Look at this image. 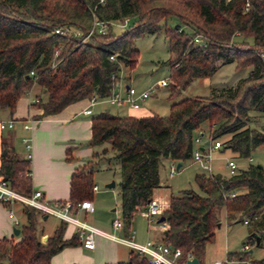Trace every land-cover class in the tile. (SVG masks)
Wrapping results in <instances>:
<instances>
[{
  "label": "trees",
  "instance_id": "obj_1",
  "mask_svg": "<svg viewBox=\"0 0 264 264\" xmlns=\"http://www.w3.org/2000/svg\"><path fill=\"white\" fill-rule=\"evenodd\" d=\"M93 12L102 20L129 16L135 22L121 34L111 26L107 32L80 42L92 25ZM171 16L178 19L174 26L167 25ZM63 25L78 29L81 36L68 38L54 32ZM161 31L171 53L162 64L171 68L169 83L180 84L170 88V100L192 80L211 77L227 63H235L236 70L251 69L234 86L213 87L207 96L172 102L168 115L135 117L109 110L93 115L91 145L109 143L112 159L120 165V207L126 233L135 213L143 210L161 187L164 161H178L182 166L193 158L195 137L206 133L203 126H209L212 139L228 135L219 149H230L239 158H249L264 146V125L258 129L249 123L251 111L264 114V0H0V110L13 112L18 100L38 85L41 92L31 106L43 110L39 118L93 95H110L121 65L134 68L137 64L135 38ZM196 34L203 35L207 46L193 41ZM57 52L60 62L52 67ZM113 54L116 59L111 60ZM3 148L0 179L20 193L31 194V159L18 157L5 142ZM93 173V164L74 170L68 200L73 205L92 198ZM195 181L201 193L187 189L170 194L163 212L168 228L161 240L193 252L201 263L224 211L227 219L240 215L243 222L248 220V239L255 243L256 233L260 237L257 245H262V165L250 163L228 176L198 172ZM23 212L27 220L21 226L22 238H0V264H51V258L63 248L81 242L77 232L69 239L64 237L68 224L64 220L43 241L37 223L44 214L29 206H24ZM244 256L250 257V251ZM253 261L264 264V258ZM107 264L149 263L131 251L128 261Z\"/></svg>",
  "mask_w": 264,
  "mask_h": 264
},
{
  "label": "rangeland",
  "instance_id": "obj_2",
  "mask_svg": "<svg viewBox=\"0 0 264 264\" xmlns=\"http://www.w3.org/2000/svg\"><path fill=\"white\" fill-rule=\"evenodd\" d=\"M134 22L135 19L132 18L126 28L116 27V33H123L127 28L131 27ZM177 23L178 19L174 16L167 19L168 26H174ZM186 27V25H183V28L186 29ZM235 40L238 41L240 38L236 37ZM247 42L252 44V39L248 38ZM134 45L139 50L137 64L134 68L122 64L118 82H120L123 87H125L126 84H129L137 89L148 87L160 79H167L169 83L171 68L169 65L162 64L163 61H166L171 57L164 31L157 34H145L144 36L135 38ZM219 63H221V61H219ZM235 67V63H227L220 67L211 77H201L192 80L188 86L182 89L181 94L173 100H170L168 96L170 88L175 84L174 81L172 83L170 82L171 84L167 83L165 86L158 87L157 85L155 86L154 92H152L148 98V106L153 112L159 115H168L170 105L174 101L192 96H207L210 94L211 86L215 85L234 86L240 78L248 76L251 69V66L241 67L237 70ZM175 85L178 88L180 87V84ZM28 96L31 97L27 94L24 95V97ZM104 107L114 114L125 115V108L121 107L120 104L97 105L93 107V110L97 111ZM250 113V125L253 128H262L264 125V114L257 111H251ZM203 129L206 133H204L202 139L205 144H208L209 126L205 125L203 126ZM227 137L228 135L221 137L220 139L221 141H224ZM19 148H21L20 145ZM95 149L99 151V154L96 157L93 166V182L94 184H97L100 191L96 196L94 194V202L97 208L100 202L98 199H100V197L104 198L103 201H101L102 208L97 209L95 213L89 214L87 219H85L83 215H78L79 218L88 221L92 225L93 221H95L98 216L102 214L104 216L105 214L108 216L113 215L118 212L120 208V165L117 161L112 159L114 153L111 150L109 143L96 146ZM211 156L213 172L220 173L224 176L230 175V169L227 166V162L232 158L237 162L238 168H246L250 163L261 164L264 167V146L256 148L251 153L250 157L253 158L251 162L249 158L237 157L230 149L213 150ZM172 162L173 161L171 160L164 161V166L161 169V179L163 182L162 186L157 189L156 193L158 195H163L164 197H169L170 194H179L181 191L187 189H192L201 193V190L195 181V175L198 172L208 173L201 163L191 158L178 168V171L174 176H170L169 170ZM177 164L178 161H176V165ZM111 181H115V186L111 188L106 187V184ZM113 207L117 208V211L112 212ZM220 219L221 225L216 229L214 241L207 243L201 264H209L215 259L224 260L227 257L228 252H238L246 243L250 244V249L252 250L249 258H264V242L261 246L257 245V241L255 243L250 242L248 239V224L242 221V216L239 215L233 219H227L226 213L223 211L220 214ZM56 221L57 218L49 216L48 228L50 229L53 227ZM155 227H158L157 224L155 222L149 224L147 219L142 216V211H138L135 214L131 224V230L133 232L135 230L137 240L140 242H145L147 238H152L154 233L153 228ZM121 235L125 236L124 233ZM101 237L105 238L103 236ZM98 239L99 237L96 236L95 245L98 244ZM117 246L120 253L123 255V258H125L129 248L123 244H117Z\"/></svg>",
  "mask_w": 264,
  "mask_h": 264
},
{
  "label": "crops",
  "instance_id": "obj_3",
  "mask_svg": "<svg viewBox=\"0 0 264 264\" xmlns=\"http://www.w3.org/2000/svg\"><path fill=\"white\" fill-rule=\"evenodd\" d=\"M186 29L191 30L189 27H186ZM157 82L151 84L150 86H153ZM127 86H129V84H126L125 87L120 84L118 92H120L122 95H125ZM219 86L221 85L211 86V89L213 87ZM148 87L142 89H146ZM40 92V87L36 85L30 90L29 93H27V95H30L31 97L22 96L18 100L13 112L8 109L0 110V125L1 122H14L13 127L1 128L0 126V166L2 164V156L5 153L3 142H5L6 145L12 149L18 157L26 158L28 151L26 150L25 144L23 143V138H30L32 143L31 181L33 190H42L45 197L49 201L64 202L68 201L70 197L71 177L74 170L79 166L87 165L90 167L91 164H93V166L95 164L94 162L97 157L95 156V153L99 151L96 150L95 146L91 145L90 143V139L92 137V117L93 115L108 109L104 107L97 111L93 110V113L90 115L84 114L83 110L88 105V99L86 98L69 104L60 112L39 118L38 115L42 113V109L31 106V103L33 98L40 94ZM107 104L109 103L102 102L98 103L97 105ZM120 105L121 107L125 108L124 112L127 116L144 117L155 113L148 106V98L141 102V106L139 108H133L127 103H122ZM29 119H34L35 123L30 130H27L25 129L24 125ZM19 145L21 148H19ZM169 160L170 159H166L165 161ZM94 185L97 184H93V186ZM157 189L155 190L154 196L163 201H168L169 197L158 195L156 193ZM99 191V187L97 190L93 189L92 198H87L93 201L94 210L87 211L85 209H78L73 211L77 218H79L78 215L80 214L81 216L83 215L85 219H87L89 214L95 213L97 209L102 208L101 201H103L104 198L100 197V199H98L100 202L97 208L94 202V194L96 196ZM11 208L14 210V218H16L18 221V225L15 224L14 218L10 216V206L0 202V238L7 237L13 238L15 241H19L22 238L21 226L26 223L27 220L23 212L24 206L17 203L12 205ZM113 211H117V208L113 207L112 212ZM118 216H121V207L119 208L118 212L113 215L108 216L105 214L104 216L102 214L98 216L97 219L93 221V226L111 233H124L126 236L134 233V239L138 241L135 230L133 232L130 229V231L126 233L124 229L116 230L114 228L113 221ZM142 216L145 218L143 213ZM48 219L49 216L47 215L38 217V228L44 233L42 235L43 241H45L47 237L54 232L61 220L57 218V221L54 223L53 227L49 229ZM16 228L20 229L18 235L14 232ZM153 230L154 233L152 238L160 239L163 230L159 227H155ZM76 232L78 233L75 225L68 223L64 237L69 239ZM96 236L99 237L98 244L95 245L93 249L85 247L80 240L81 242H79V244L65 247L55 254L51 258V264H107L126 262L129 260L130 252L133 250H131V248H129L127 245L125 246H127L129 250L127 256L123 258V255L120 253L117 246V244L121 243L102 238L100 235ZM148 239L151 238H147L146 240Z\"/></svg>",
  "mask_w": 264,
  "mask_h": 264
},
{
  "label": "built area",
  "instance_id": "obj_4",
  "mask_svg": "<svg viewBox=\"0 0 264 264\" xmlns=\"http://www.w3.org/2000/svg\"><path fill=\"white\" fill-rule=\"evenodd\" d=\"M100 2H104V0H100ZM248 5L249 3L246 4L247 7ZM131 19L132 18L127 16L117 20H102L99 19L93 12L92 25L88 30L87 34L80 39V42L86 41L87 38L93 34L107 32V30L111 26L126 28L129 25ZM54 32L57 34H62L68 38L81 36V32L78 29H75L68 25L57 26L55 27ZM193 41L196 44L201 45L202 47L207 46V41L203 38L202 34H196L194 36ZM262 57L264 58V52L262 53ZM110 59H116V55H111ZM59 62L60 59H58L57 52L55 54L51 66L56 67ZM167 83V79H161L153 86L142 90H138L134 86L129 85L127 86L125 95H122L120 92H118L120 82L117 81L110 95H93L92 97L88 98V105L84 108L83 113L88 115L92 114L93 107L98 103L102 102H107L109 104L127 103L133 108H139L141 106V102L149 98L150 94L154 91L155 86H165L167 85ZM35 101H37L36 97L33 98L32 102ZM34 123V119H29L28 122H26L24 125L25 129L30 130L33 127ZM0 126L1 128L13 127L14 122H1ZM203 135L204 134L201 133L200 135L195 137V149L193 151V159L200 162L201 165L207 170L208 174L211 175L214 173L211 153L213 150L219 149L222 145V142L220 139H212L210 136H208V144H205L202 139ZM23 143L25 144V148L28 151L26 158L31 159L32 143L30 138H23ZM249 160L251 162L253 158L249 157ZM227 166L230 169V175L236 174L240 169H243L238 168L237 162L234 159H229L227 162ZM177 171L178 167L176 165V161H173L170 165V176H174ZM93 189L97 190L98 186L94 185ZM0 202L10 206L9 213L12 218H14L15 214L13 208L11 207L12 205L19 203L22 206L33 207L44 215L54 216L66 221L69 224L75 225L83 245L90 249H93L95 247V236L100 235L117 243L127 245L129 248H131V250L144 257L149 264H186L189 260L196 257L193 252L184 251L179 247H174L161 239L151 238L146 240L145 242H138L134 239V233H131L129 236H123L121 234L107 232L97 227H94L93 225L89 224L84 220L77 218L74 215L73 211H76L78 209H85L87 211L94 210V203L90 199H84L76 205H73L70 201L53 202L49 201L45 197L42 190H33L29 195L23 194L12 188L7 181L0 179ZM166 204L167 201H163L158 197H154L142 210V213L148 220L149 224L155 222L157 226L163 231L168 228V224L165 221L158 222V219L163 215V212L166 208ZM14 221L15 224L18 225V221L16 220V218H14ZM244 223L248 224V220H245ZM113 226L116 230L124 229V223L121 216H118L114 219ZM250 247V244L246 243L243 245L240 251L237 252V255L231 256L228 252L227 257L224 260L216 259L210 262L209 264H256L253 259L244 256L247 251L251 252ZM198 264H201L200 261Z\"/></svg>",
  "mask_w": 264,
  "mask_h": 264
},
{
  "label": "water",
  "instance_id": "obj_5",
  "mask_svg": "<svg viewBox=\"0 0 264 264\" xmlns=\"http://www.w3.org/2000/svg\"><path fill=\"white\" fill-rule=\"evenodd\" d=\"M177 26H179V25H177ZM260 166H261V164H260ZM177 167L180 168V167H181V163H178V164H177ZM114 186H115V181H111L110 183H107V184H106V187H108V188H111V187H114ZM163 221H165V217L162 215V216L158 219V222H163ZM220 225H221V223H218V226H220ZM14 232H15V234L18 235L19 232H20V229L16 228V229L14 230ZM254 236H255V239H256L257 243H259V240H260L259 235L256 234V233H254ZM251 251H252V250H251ZM198 263H199V259H198L197 257H195V258L189 260L186 264H198Z\"/></svg>",
  "mask_w": 264,
  "mask_h": 264
}]
</instances>
